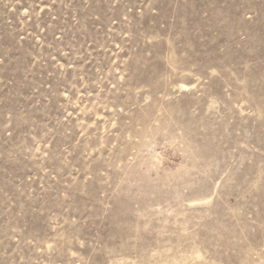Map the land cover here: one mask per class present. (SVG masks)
Segmentation results:
<instances>
[{
  "label": "rangeland",
  "instance_id": "obj_1",
  "mask_svg": "<svg viewBox=\"0 0 264 264\" xmlns=\"http://www.w3.org/2000/svg\"><path fill=\"white\" fill-rule=\"evenodd\" d=\"M0 264H264V0H0Z\"/></svg>",
  "mask_w": 264,
  "mask_h": 264
}]
</instances>
